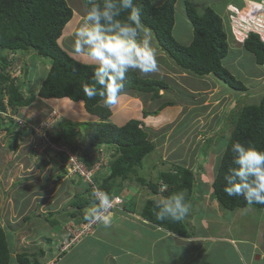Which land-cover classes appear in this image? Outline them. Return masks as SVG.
Returning <instances> with one entry per match:
<instances>
[{"label": "rangeland", "instance_id": "1", "mask_svg": "<svg viewBox=\"0 0 264 264\" xmlns=\"http://www.w3.org/2000/svg\"><path fill=\"white\" fill-rule=\"evenodd\" d=\"M66 1H68L72 8L78 12L81 8L80 2L83 0ZM249 1L254 2L255 0ZM159 2H164V0H160ZM185 2L191 4L199 13H202L201 9H199L202 7V4H211L212 9L218 12L217 14L222 17L226 34L228 37L230 36L228 44H232L231 47H229L230 50L228 51L227 56L223 60V64L229 70L231 75L245 86L246 91H233L220 80H214L217 83L216 85L212 80L209 79L204 82V84H206L204 86H208L212 89H209V92L207 93L201 92L202 95H199V98L196 100L183 92V89H181V94L179 95L177 84H175L177 82H169L170 85L173 83L174 87L171 86L172 88L167 93L164 92L165 99H168L167 101H172L171 105H174V101H176L175 105H179L181 101L183 103L187 101L189 102L188 104L184 103L181 105L182 111L180 110L181 112H179V114L176 112L173 115V111H170L169 117L165 119L164 117L166 116H163L160 113V108L164 103H161L159 99L155 101L149 100L148 95L139 94L140 97H138V99L141 102V107L134 108L131 113H135L137 111L138 114H133L132 116L135 119L138 118L137 120L141 121V123H144L146 126L145 129L148 139L153 143L154 151L143 158L141 167L134 168L135 175H130L131 177L128 180H115V183H118V186L111 189L109 197L113 194L116 196V198L121 196L122 198L126 200L129 199L131 201L133 200L132 197L134 198V196H136L138 198L137 200L134 198L136 207L135 209L132 208L131 210L139 212L141 208L140 206L144 203V201L148 199H155L158 201L161 197L151 194L150 190H148L146 186L140 185L136 181V177H140L146 182L158 185V183L161 181L159 177L160 173L171 170L173 166H184L185 168L191 169L196 178L194 188L192 189V194L189 196V200L187 202L190 204V210L181 221L187 224L191 223V217L189 218L188 215L192 216V214H194L197 217L201 216V219L203 220L200 218L196 221L193 220V225L203 226L206 224L205 226H217L220 223L214 217H212V215L210 218H207L204 213H202L203 205L210 204V201L207 203L203 201L205 194H203L201 190H203L202 187L205 185L204 188L206 189L208 186L207 191L210 190L211 192L210 181L217 170L221 150L225 147L224 144L226 143L233 128L237 112L244 106L256 104L264 94V65H257L254 61L252 53L243 49L242 40L236 41L234 36L230 35V29L227 20L229 9L227 7L234 6L237 9L242 7L243 9L242 3L244 1L241 2V6L229 3L225 8H222L226 2L223 1L222 3H219L221 0H176L174 6L175 24L172 30V36L180 45L184 44V46L190 42L192 37V29L184 13ZM235 3H239V1H236ZM81 17L82 16L79 14H76V19L74 18L70 22V26L67 27L65 33L63 32L64 38L67 36L65 38L66 40H59L58 43L71 57L81 63H84L88 61L87 58L77 55L73 51L74 32L82 23V19H79ZM249 33L251 32H248L247 34ZM257 34L260 36V38H264V29H262V31L258 32ZM1 56L3 57L4 55L1 53ZM18 59L20 60V63L15 69L11 71V76L16 77L20 83H24L26 81L23 86L24 94L26 96L34 94L33 102H35V104L28 108H21L19 109V112L16 109H14L16 111L12 112V109L8 107L7 111L5 110L4 113L0 114V188L5 189L10 184L14 183V185H11L12 192L9 193L11 194L10 197L13 195L17 196L18 199L24 200L28 196L29 200L28 194L31 191L32 193L34 192L36 194H40L46 189L45 185H43L40 180V177L43 178V175H45L48 181V189L53 193V199H63V197L68 194L69 196L66 198V200H62L63 202L61 208H64V211L60 212L59 214H50L49 212L43 214V217L40 218L37 217L33 211L29 213L27 212V215L25 216V222L27 223L26 229L20 230V232H24L25 235L22 233V235L19 236L18 245L15 243V236L17 234L14 232H6V240L10 254L13 255H15L16 252L23 251L30 254H38V252H36V248L49 247V244L52 245L53 243V245H56L57 247L52 245L53 247L50 248H52L53 253H59L58 241L62 242V240H58V237L63 234L65 227L64 229L60 227L62 230L58 233H56V229L59 227V224L62 223L61 219L65 217V210H68L69 213L73 211V209L70 208L68 204L74 200L73 198L75 196L76 198H79L84 195V191L81 195L83 184L80 182L75 183L74 181H71L70 183L65 178L64 180L60 178V180L57 181L62 164L59 161V157L53 158L51 151L47 149H45L41 154H38L33 150V145L37 142V137L35 136L36 130L40 128L41 123H44L46 120H51L50 123L52 124L47 130V133L50 136L53 135V137L59 136L60 143H62L63 146L66 145L64 143L65 138L72 142L73 138L75 137V142L86 143L88 133L87 131L89 128L88 125L86 126L85 124L95 123L97 120L93 116L90 118L88 116L89 114L85 113L82 104L68 102L67 100L62 101L64 103L61 102L57 103L56 105L51 104L50 102H39L38 98H36V93L39 89L41 81L46 75L48 62L38 58L32 52H23L19 55ZM24 70L26 71L25 77L23 76L22 72ZM163 72L164 73L161 75H164L165 77L172 73L168 67H165ZM148 74L152 75L151 79L156 78L155 73ZM158 79L159 78H157V80ZM179 84L180 86L183 84L186 88H191L193 90L194 88H198L199 82L190 79L187 82H182ZM175 95H177V98ZM143 110L152 114H150L149 117H144L142 116ZM125 111H128V108H126ZM187 113L188 115H193V119L191 121H188V119L182 121L180 118L183 114ZM153 114H156V116ZM160 114L163 116V118H161ZM19 116H21V118ZM126 118L121 119L119 113H117L116 115H111L110 122L116 126H121L122 122H125L121 120H125ZM5 127H8L11 133L13 132L18 139L17 148L14 151H10L8 148V145L12 141L13 134L10 135V133H6V131L3 130ZM73 133L74 135H69ZM108 149L103 148L100 155L102 156L100 159L104 162L101 164V162L98 161L100 167L97 173L101 177H104L108 174V163L115 154V149H113V147ZM44 162H47V164L43 165ZM28 175H31L35 179L32 178L30 182H25L26 180H24V177ZM19 177L22 178L19 179ZM199 177L204 179V183L199 181ZM17 180L21 181L17 182ZM72 183L74 185L77 184V188L79 190V193H76L73 198L71 196L73 192V186H71ZM124 183L126 187L131 189L130 191L128 189H122ZM39 185L44 186L41 187L43 189H39ZM70 187L72 189H70ZM120 189H122V191ZM89 195H91V192H89ZM49 197L50 196H48V198ZM122 198H118L119 202H116L114 209H111L110 212H113L118 207L124 205ZM211 199L214 200L212 196ZM52 202L54 203V201ZM215 203L218 205L216 201ZM22 205L23 203L21 206ZM204 207H206V205H204ZM18 210L22 211L20 208H18ZM41 210L45 211V208H41ZM222 210H224L226 216L227 213H229L230 215H236L238 218V221L231 223L230 227L239 226L241 224V231L243 232V235L246 236V238H249V234H251V239L253 240L256 223L260 216L262 217L264 215V210L255 209L253 207H246L234 211L225 210L223 208ZM8 213H10V220L14 222V218L16 217L12 216L11 211ZM115 213L116 212L113 214ZM127 216L130 217L129 215ZM66 221L67 220L64 222ZM53 222L58 223L53 224ZM68 227L71 228L72 225H69ZM53 230L55 232H53ZM23 239L27 242H24V244L21 245L20 240ZM48 241L49 244H47ZM262 241L263 239H261L259 243ZM92 244H96V242H93L90 245ZM243 248L246 249L247 247ZM94 249H96L95 255L98 251L99 255L97 257L99 259L103 255L105 247L104 245H101L100 248L96 247ZM261 249L264 250V244L261 246ZM91 252L92 249L89 251L90 255ZM90 255L86 256V260L82 264H91L89 260ZM128 261L129 260L126 257H123L120 260L118 259L116 264H129L130 262ZM41 262H43V259L40 260V263ZM99 262L100 261H98V264H100ZM10 264L14 263L11 261ZM42 264L46 263L43 262ZM108 264L113 263L108 262ZM254 264H264V260Z\"/></svg>", "mask_w": 264, "mask_h": 264}, {"label": "trees", "instance_id": "2", "mask_svg": "<svg viewBox=\"0 0 264 264\" xmlns=\"http://www.w3.org/2000/svg\"><path fill=\"white\" fill-rule=\"evenodd\" d=\"M94 2L103 5V0ZM82 3L86 12L90 7V0H83ZM134 3L142 6V23L153 31L161 51L181 70L197 77L211 75L233 91H246L245 86L236 80L223 64L230 48L222 19L212 8L206 7L199 13L191 4L185 2L184 13L192 28V40L189 45L184 46L172 36L176 0H164L158 6H154L150 0H134ZM73 17L74 13L65 0H0V112H5L6 105L16 111L18 108L29 106L34 100V94L29 96L24 94L23 86L26 81L20 83L16 77L9 74L8 64H16L18 57H12L11 61L7 62L1 53L32 52L38 58L47 61L49 67L36 96L46 100L68 99L74 103H81L85 113L97 120L95 123L85 124L89 128L86 143L70 142L65 138L66 146L69 144L70 151L79 154L87 169L95 162L91 155L92 147L108 146L115 149V154L108 163V174L104 177L98 173L92 176L99 190L109 195L111 189L118 186V183H115L116 179L124 181L128 180L130 175H135L134 168L141 167L143 158L154 151V145L148 139L146 129L142 128L141 121L129 119L123 125L116 126L110 122L111 111L102 104L101 97L89 99L84 94L83 86L85 83H92L95 65L75 60L58 43L64 27ZM126 17L127 12H124L120 19L124 20ZM242 47L252 53L257 65H264V41L257 33L247 34L242 40ZM22 72L25 77L26 71ZM126 76L125 93L145 94L150 100L155 101L160 98V91L168 88L164 81L141 78L134 70H129ZM167 105L170 103H164L161 108ZM149 114L152 113L142 111L144 117ZM3 130L10 135L13 134L8 148L10 151L16 150L18 140L16 135L11 133L8 127ZM59 138L52 137L51 142L58 143ZM237 142L245 147H255L264 151V94L256 104L244 106L237 112L233 128L224 144L223 149L227 151L224 152L222 160L219 157L217 170L210 185L212 198L221 208L229 211L248 207L242 197H229L223 191L225 187L223 175L229 167H234L231 146ZM51 155L53 158L61 157V162L64 163L61 153ZM46 164L47 162L43 163ZM159 177L161 181L158 185L146 182L140 177H136V181L146 186L151 194L159 197H168L173 193L185 191V201L188 202L196 178L191 169L177 165L160 173ZM163 185H167V188L160 192L159 189ZM84 188V195L75 197L70 202L69 206L77 208L80 212L78 214L75 212V216L73 213L69 214L72 217L69 220L80 219L84 222L91 220L86 218L88 215H85V212L96 205V200L90 187L84 185ZM251 207L264 209V205L260 204H253ZM158 210L157 200L148 199L144 201L140 214L145 220L173 234L182 237L187 234L181 221H158L155 217ZM23 220L26 221V217ZM6 225L0 221V264H10L11 261L14 264H41L40 260L45 256V250L41 247L36 248L38 254L25 251L10 254L6 240V232L9 230Z\"/></svg>", "mask_w": 264, "mask_h": 264}, {"label": "crops", "instance_id": "3", "mask_svg": "<svg viewBox=\"0 0 264 264\" xmlns=\"http://www.w3.org/2000/svg\"><path fill=\"white\" fill-rule=\"evenodd\" d=\"M150 1L153 5H157V6L163 3V2H159L160 0H156V1L150 0ZM223 1H225L226 3L223 5L222 8H225L226 5L229 3H233L238 6H241V2H243L244 0H221V2L219 3H222ZM236 1H239V3H235ZM66 3L70 6V8L72 9V12L74 13V17L72 18V20L76 17V14H79L80 16H82L79 19L83 18V16L85 15V7H84V4H82V1L80 2L81 8L78 11L79 13L72 8L71 4H69L68 1H66ZM242 4H244V2ZM207 6L212 8L211 4L204 3L202 4V7L199 9L203 11V9ZM83 7H84V15H83ZM240 9H242V7ZM215 13H218V12L215 11ZM70 22H68L66 26L64 27L65 28L63 30L64 33L67 30V27L70 26ZM223 22L224 21L222 19V24L224 26ZM64 33L62 34V37L60 38L61 41L66 40L65 38L67 36L64 38L63 36ZM230 35H231V32H230ZM229 38L230 36L229 37L227 36V41H229ZM191 40H192V37H191ZM189 43L185 44V46L189 45ZM231 45H229V47H231ZM154 46L157 48V51H158V70L154 72L155 77H156L154 79L157 80V78H159L158 80L164 81L168 86L167 90L160 91L159 93L160 95L159 100L161 101V103H166V102L170 103V105L160 108V113L163 116H166L164 117V119L169 117L170 111L171 112L173 111V115L176 112L177 114H179V112L182 111L181 105L184 103L188 104L189 102L187 101L183 103L181 101L179 105H175L176 101H174L173 102L174 105H171L172 101H167L168 99H165L164 97L165 93H167L172 88L171 86H173V83L172 85H170L169 82H177L175 84H177L179 95L181 94V89H183L184 90L183 92L190 95L191 97H193V99H196V100L199 98V95H202L201 92L207 93L209 92V89H212V88H209L208 86L207 87L204 86L206 85L204 84L205 81L210 79L217 85L216 81H214L216 79L211 75L204 76V77H197V76L190 74L189 72L181 70L180 67L175 65L173 60H171L163 51H161L156 39L154 40ZM84 63H90V62L86 61ZM48 67H49V64H48ZM165 67L170 68V72H172L169 75H167V77H165L164 75H161L162 73H164L163 69ZM134 71L141 78L151 79L152 77V75L141 73L139 70H134ZM177 78H178V81H177ZM190 79L193 81L199 82L198 88H194L192 90L191 88H186L183 84H181L180 86L179 83L187 82ZM176 96L177 95H175V97ZM138 97H140L139 94L124 92L123 96L121 95L119 97L117 104L112 107H109L110 111L112 110L111 115H114V114L116 115L117 113H119L121 119H124L127 117L125 120H121L125 122L131 118L135 119L133 118L132 115L138 114L137 111L135 113H131V112L134 110V108L141 107V102L138 99ZM36 98H38L39 102L41 103L50 102L51 104H54V105H56L57 103H61L64 100H67L68 102H72L68 99L46 100V99H41L37 96ZM33 104H35V102H32L29 106L24 107V108L33 106ZM78 104H81V103H78ZM126 108H128V111H125ZM19 109L21 108L17 109L18 112H19ZM140 111H141V108H140ZM161 114L160 116L161 118H163ZM153 115L156 116V114H153ZM149 116L150 114L146 117H149ZM192 116L193 115H188L187 113V114H183L180 119H182V121L183 120L185 121L187 119L188 121H191L193 119ZM19 117L21 118V116ZM125 122H122L121 125H123ZM142 125L143 127L146 128L144 123ZM21 178L22 177H19V179ZM24 178H25L24 180H26L25 182L28 183L33 177L31 175H28ZM198 179L200 182L204 183V179H202V177H199ZM212 179L210 181V185H211ZM40 180L43 183V185H45L46 189L44 190L43 193L41 192L40 194H36L34 192L32 193L31 191L28 194L29 200H28V196L24 200L18 199L17 196H13V195L11 196L12 198L10 197L11 194L9 193L12 192L11 185H14V183L10 184L5 189L0 188L1 189L0 190V221H1V224L3 225H6L7 223V225L5 226L7 227V230L17 234L15 236V243L17 245L19 244V236L22 235V233L23 235H25L24 232H20V230L26 229L27 223L23 219L27 215V212L29 213L33 211V213L37 217L42 218L43 214H46L49 212L50 214L52 213L59 214L60 212L64 211V208H61V205L63 202L62 200H66L69 194L64 196L63 199L62 198L53 199V193L51 190L48 189L47 177L43 175V178L40 177ZM18 181H21V180H17V182ZM71 186H73V190H72L73 192L71 195L73 197L76 195V193H79L78 192L79 190L77 188V185H74L72 183ZM38 187L39 189H43L41 187H44V186L39 185ZM204 187L205 185L202 187L203 190H201V192L205 194L203 201L205 203L210 201V204H204L206 205V207H204L203 205L202 213H204V215L207 218H210V216L212 215V217H214L220 223L217 226H214V225L205 226L206 224H204L203 226H195L193 225V220L196 221L199 218L201 219L202 217L201 216L197 217L194 214H192V216L188 215L189 218L191 217L190 218L191 223L187 224L181 221L182 224L184 225V228L187 231L186 232L187 234L183 237L178 236L169 231H166L164 228L155 226L154 224L142 218L140 214V210L139 212H135L134 210H131L132 208L135 209L136 207L135 206L136 204L134 202V198L136 200L138 199L136 196H134V198L132 197L133 200L131 201L129 199L126 200L122 198L121 196H118L117 198L123 199L124 205L118 207L113 212H110L111 213V223L107 227H105L100 222H95V225L92 228L93 230L92 232H90L89 234L85 236L80 237L76 242H73L66 251L61 252V253L60 252L53 253V250L50 247H53L56 245H53L54 243L52 244L53 246L50 245L49 244L50 239L48 238L49 241L47 244H49V247H45V248L43 247L45 250V256L43 258V262L46 264H52V263L53 264H82L86 260L85 259L86 256L90 255L89 251L91 249H92V252L89 257L91 264H94V263L98 264V261H100L99 262L100 264H108V262L116 264V262H118V259L120 260L123 257H126L129 260L128 261L130 262L129 264H239V254L237 252V249H239L240 253L245 256V258L247 259V264H254L256 262H261L262 260H264V250L261 249V246L264 244V215L262 217L260 216V218L258 219L256 223L253 240L251 239V234H249V238H246V236H244L243 232L241 231V224L239 226L230 227L231 223H235L238 221L237 216L234 214L230 215L229 213H227V216H226V214L224 213V210H222V208L219 205H217L214 200L211 199V195H210L211 192L210 190L207 191L208 186L206 189ZM70 189L72 188L70 187ZM122 189H128L129 191L131 190L129 187L125 186V183H124V186H122ZM122 189L120 190L122 191ZM48 196L50 197L48 198ZM110 198L115 199L116 196L112 194ZM52 201H54V203ZM22 203L23 205L21 206ZM142 205L140 207H142ZM17 207L20 208L22 211H19ZM250 207L248 206L247 208H250ZM41 208H45V211H42ZM9 211H11L12 216L16 217L14 218V222L10 220V213H8ZM67 211H65V214ZM114 212L116 213L113 214ZM86 214L89 215V212H85V215ZM127 215H129L130 217H128ZM65 219H66V216L61 219L62 223H60L59 227H57L56 233L62 230L61 226H63ZM53 232L55 231L53 230ZM65 233H66V229L64 231V235ZM261 239H263V241L259 243ZM23 240H20L21 245H23L24 242H27L26 240L24 241ZM93 242L94 243L96 242V244L90 245ZM101 245H104L105 251L103 255L98 259L97 257L99 255L98 251L96 252V255H95L96 249L94 248L96 247L100 248ZM243 247H247V248L244 249ZM87 250H88V255H87ZM43 262H41V264Z\"/></svg>", "mask_w": 264, "mask_h": 264}, {"label": "clouds", "instance_id": "4", "mask_svg": "<svg viewBox=\"0 0 264 264\" xmlns=\"http://www.w3.org/2000/svg\"><path fill=\"white\" fill-rule=\"evenodd\" d=\"M124 12H127V17L122 20L120 17ZM141 14L142 6L134 3V0H103L102 6L90 0V7L86 9L82 23L74 32V53L87 58L95 65L92 83H85L83 92L89 99L101 97L105 107L116 105L119 97L124 94L126 74L129 70H139L144 74L158 70L155 35L142 23ZM88 116L92 118L91 115ZM99 147L101 146L92 149ZM225 151L227 149L221 150V160ZM231 152L234 167H229L223 175L224 193L229 197H242L249 207L253 204L264 205V151L255 147H245L237 142L231 146ZM58 176L57 181L65 178L70 183L80 182L83 184L81 192L85 190L86 182L78 176L68 175L67 165L61 166ZM166 188L167 185H163L161 191ZM94 195L98 198V203L89 210L86 218L107 227L111 223L109 209L112 207V200L103 191H97ZM185 196V191H179L168 197H161L157 201L159 210L155 212L156 219L161 222H179L184 219L190 210V204L186 203ZM72 209L70 213L65 210L67 211L65 220L72 218L69 214L73 213L75 216V212L77 214L80 212L75 207ZM66 222L61 226L62 229ZM63 237L64 232L58 240H62ZM58 243L59 251H62L63 242ZM237 252L239 264H247V259L239 249Z\"/></svg>", "mask_w": 264, "mask_h": 264}, {"label": "built area", "instance_id": "5", "mask_svg": "<svg viewBox=\"0 0 264 264\" xmlns=\"http://www.w3.org/2000/svg\"><path fill=\"white\" fill-rule=\"evenodd\" d=\"M246 5L243 9H237L234 6L227 7L229 9H227L229 12L227 16L229 29L236 41L243 40L248 32L258 33L264 29V0L260 2H248ZM261 39L264 41V38L261 37ZM50 121L46 120L44 123H41L40 128L36 130L38 141L33 145V150L38 154H41L46 148L58 153L62 152L65 165H67L68 175L78 176L86 182L92 191V196L98 201V198L94 195L98 190L92 183L91 177L99 169L100 164H95L90 169H87L83 165L80 156L73 154L69 148L51 144L50 135L47 133L51 125ZM161 189L162 186L159 189L160 192H162ZM116 202H119L118 198L112 200V207L110 209L114 208ZM67 246L68 244L63 243L61 250H64Z\"/></svg>", "mask_w": 264, "mask_h": 264}, {"label": "bare ground", "instance_id": "6", "mask_svg": "<svg viewBox=\"0 0 264 264\" xmlns=\"http://www.w3.org/2000/svg\"><path fill=\"white\" fill-rule=\"evenodd\" d=\"M261 0H255L254 2H260ZM248 2H250L249 0H244V4H243V7H246L247 5V3ZM18 53H22V52H18V51H16L15 53H11L10 51H7V52H5L3 55L5 56V58H6V60H7V62L8 61H11V58L12 57H18L19 58V55H18ZM13 55V56H12ZM10 56H12V57H10ZM16 59L17 60V63L16 64H8V71H9V74L11 75V71L13 70V69H15L18 65H19V63H20V60L19 59ZM4 101L6 102L7 100L6 99H4ZM8 110V106L6 105V111ZM1 113H4V112H0V114ZM52 124V123H51ZM40 125V124H39ZM142 128H144L145 129V127H142ZM88 132V131H87ZM35 136H36V134H35ZM53 137V135L52 136H50V143L51 144H53L54 146H63V144L62 143H60V141L58 142V143H52L51 142V138ZM54 138V137H53ZM37 139V138H36ZM60 140V139H59ZM38 141V140H37ZM63 147H65V148H69V150H70V147L67 145H65V146H63ZM103 148H106V149H108V148H111V147H108V146H101V147H99V148H96V149H92L91 150V155H92V158H93V160H95V162H94V164H92L91 165V167L93 166V165H95V164H99L98 163V161L99 162H101V164L104 162V161H102L100 158H102V156H100L101 155V152H102V149ZM47 150H49V151H51V153H58V152H55V151H53V150H51V149H49V148H46ZM108 150H110V149H108ZM61 153V155H62V152H60ZM73 153V152H72ZM115 153V152H114ZM73 154H75V155H77V156H79L78 154H76V153H73ZM56 157H59V156H56ZM113 157V156H112ZM55 158V157H54ZM62 158L64 159V157L62 156ZM65 160V159H64ZM111 160H112V158H111ZM59 161L61 162L62 160H61V157H59ZM83 163V162H82ZM61 164H62V162H61ZM66 166L65 165V161H64V163L62 164V166ZM83 165L85 166V164L83 163ZM86 167V166H85ZM90 167V168H91ZM100 167V166H99ZM98 172V170L94 173V174H96ZM93 174V175H94ZM91 181H92V183L94 184V186H95V188L98 190V191H100L99 190V188L95 185V183L93 182V180H92V177H91ZM87 184V183H86ZM88 185V184H87ZM89 186V185H88ZM94 198V197H93ZM96 200V204L98 203V201H97V199H95ZM111 200H113V199H111ZM116 205V204H115ZM114 205V206H115ZM112 209H114V208H112ZM111 211V209L109 210V212ZM78 220V221H77ZM95 222H97V221H95V220H89V221H86V222H84V221H81L80 219H72V220H69V222H67V225H66V233H65V235H64V237L62 238V242L64 243V244H68V246L64 249V250H62V251H59L60 253L61 252H64V251H66L67 249H68V247H70L71 246V244L73 243V242H76L80 237H82V236H85V235H87V234H89L90 232H92V228H93V226L95 225ZM69 225H72V227L71 228H69L68 226ZM69 230H70V232H69ZM89 232H88V231ZM63 246V245H62Z\"/></svg>", "mask_w": 264, "mask_h": 264}]
</instances>
